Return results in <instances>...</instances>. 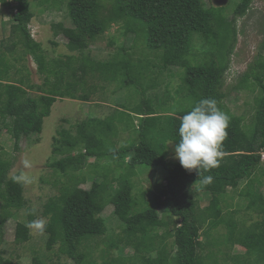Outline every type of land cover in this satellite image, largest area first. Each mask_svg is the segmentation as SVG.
Segmentation results:
<instances>
[{"label":"trees","instance_id":"1","mask_svg":"<svg viewBox=\"0 0 264 264\" xmlns=\"http://www.w3.org/2000/svg\"><path fill=\"white\" fill-rule=\"evenodd\" d=\"M254 1L242 0L230 20L224 10L216 6L207 8L203 0H68L72 27L54 24V36H63L77 52L48 58L29 28L35 18L32 1L0 0L1 6L16 11L12 19L21 33L20 38L2 42L0 48V140L5 131L14 140L15 152L24 139L36 136V141L40 140L37 137L58 99L89 102L93 93L105 90L101 79L107 71L111 73V82L122 80L125 86L135 84L140 89L141 100L132 111L84 120L54 137L48 167L58 176L56 183L62 182L60 195L55 199L61 209H44L49 217L44 229L47 250L60 244V251L75 264H156L152 260L159 251L166 255L167 264H264V196L257 191L264 180L256 175L264 171V39L255 61L233 86L238 91L258 90L248 125L227 106L229 95L225 90L239 42L237 23L255 9ZM111 13L125 15V37L144 34L146 48L137 60L147 57L145 74L137 73L132 65L136 59L125 48L110 59L95 63L99 59L92 56L90 48L106 32ZM196 38L202 39L200 46L195 45ZM212 41L214 45H210ZM19 45L24 46L22 54L33 59L37 72L44 77L40 85L29 76L22 74L17 79L13 75L15 65L7 58L14 56ZM157 52V59L149 57ZM159 59L162 65L154 63ZM175 68L183 71V84L173 93L175 96L169 90L160 98L152 92L161 82L155 70L173 77ZM139 77L147 84L137 83ZM114 87L115 93L124 89ZM32 92L37 95H31ZM208 97L218 101V107L230 117V124L219 167L207 172L201 169L202 175L213 176L211 184L203 185L195 170H186L178 160L169 157V144L175 145L179 140L180 117L191 109L170 114L164 112V105L172 101L185 105L188 99L196 103ZM113 139L121 146L107 152L106 146ZM97 158L104 160L99 172L85 175L82 171L87 161L90 169L91 160ZM118 163H124V167L114 166ZM12 167V159L0 144V245L7 223L17 219L28 205L23 183L10 174ZM140 167L156 169L162 178L161 170L165 171L164 185L152 192L144 187L142 191L136 189L133 179ZM87 181L90 187H81ZM244 182V190L239 191ZM237 191L261 221L250 226L238 222L228 200V193ZM200 192L217 194L219 199L197 210L195 200L200 198ZM109 205L119 233L110 228L103 216ZM35 216L29 213L30 221ZM100 237L108 245L98 257L101 263L94 256V249L86 246ZM29 239V227L18 222L14 242L20 245ZM83 246L88 251H81ZM124 247L134 253L116 255ZM234 247L244 252L231 255ZM45 259L43 254L36 255L32 264H46ZM0 264H12L1 251Z\"/></svg>","mask_w":264,"mask_h":264},{"label":"rangeland","instance_id":"2","mask_svg":"<svg viewBox=\"0 0 264 264\" xmlns=\"http://www.w3.org/2000/svg\"><path fill=\"white\" fill-rule=\"evenodd\" d=\"M31 1V8L35 14V18L32 20L29 28L33 39L40 42L45 51H47L48 58H57L66 54L76 53L77 51H74L67 45L66 39L63 36H59L58 38L54 36V24L63 23L67 27H72L71 21L68 17V0ZM241 1L242 0H203L207 8L216 6L224 10L225 17H228L230 20L232 19V13H234L236 6ZM11 4L12 6L15 5L14 2H11ZM253 5L255 9H253L244 19L241 18L238 20L237 25L240 30L239 42L236 54L233 56L234 61L232 68L227 74V83L225 87V90L229 95L226 100L227 106L235 115L243 117L244 123L247 125L251 122L252 116L254 115V108L256 106L255 97L258 90L254 92L247 89L238 91L235 90L233 86L237 83V78L247 71L249 65L255 61L258 53V46L264 39V0H255ZM11 8L12 7L7 8L0 5V15L2 16V21L0 20V48L2 42L4 44L9 43L10 38L21 37L20 31L12 19V13H16V11ZM124 16V14L115 15L112 13L108 16L109 24L106 32L97 37L96 41L92 44L90 51L92 56L99 59V61H95V63H100L113 57V55L118 53L121 48H125L126 51L131 53L134 59H136L132 60V65L137 69V73L145 74V70L147 71L148 67L146 64L147 57H142L137 60L138 55H140L139 53H142L146 48L144 34L137 35L134 33L132 34L133 36L125 37L124 34H122ZM125 25L127 30V24L125 23ZM137 29L140 30V27ZM202 43V39L196 38V46H200ZM210 45H214V42L212 41V44ZM23 49V45L17 46L14 56H8L7 58L8 61L15 65V68L12 70L13 75H15L17 79H19L22 74L25 78L29 76L34 83L40 85L43 83L44 77L37 72V67L33 59L30 56L27 57L22 54ZM158 53L159 52H157V54L152 53L153 55L151 54L149 57L157 59L155 56H157ZM160 58H162L161 53ZM118 61H120V59ZM159 61L160 59L158 61L156 60L154 63L157 65L160 63V65H162L163 62ZM140 62L144 63V65H140ZM17 71H19L18 74ZM155 71H157L156 75L158 74V76H160L161 82H159L157 88L152 92L158 93L160 98H163L167 91L170 90L171 94H173L176 89L178 90L182 86V70L175 68L173 77L168 76L167 73H164L163 71ZM110 74V71H107L106 75L101 79V83L106 89L103 91L100 90V92H97L96 94L93 93L89 102L73 100L70 98L58 99L52 108L51 115L45 119L43 132L37 137L40 138L38 142L36 141V136H33L30 139H24L21 143L20 150L15 152L13 149L14 140L4 131L0 144L3 145L13 161V167L10 172L11 176L26 174L33 178L32 183L22 182L24 185V197L28 202L27 210H22L17 219H12L7 223L4 242L0 245V251L6 259L12 262V264H32L33 258L40 254L46 256V264H75L73 260L69 259L68 256L60 251V244H56L51 251L47 250V234L44 230L40 231L29 228V241L20 245L14 242L15 231L18 222H24L28 225L30 222L29 213H35L36 216L34 220L43 219L46 224L49 217L44 214V209L47 207L50 209H61L55 199L60 195L59 190L62 187V182H60V184L56 183L58 176L48 167L49 159H52L53 157V139L57 136V133L62 129L72 130L77 124L91 118L105 119L109 115L110 117L114 115L119 116L122 114L121 112L127 113L132 111L134 106L140 102V89L137 88V85L131 84L125 86L122 84V80L111 82ZM133 75L135 76V74ZM126 77L127 76H124V78ZM138 82L147 84L146 80L140 77L137 79V83ZM114 85L116 88L123 87L124 89L115 93ZM100 88H102V86H100ZM31 95L36 96L37 93L32 92ZM173 96H175V94H173ZM194 103L193 99H188L185 105L177 101H172L170 105H164L166 110L164 112L175 114V112L179 110L191 109ZM134 120L137 121L138 119L134 118ZM125 121L127 124L130 123L128 117ZM139 122L140 120L138 123ZM124 136L127 138V134ZM120 146L121 143L113 139V141L111 140L106 146V151L113 152ZM174 146L173 143L169 144V157L171 160L177 161V159L174 158ZM262 160V169H264V156ZM25 162H27V165ZM91 162L93 164L90 169H88L90 161H87V165L83 167L82 172L85 175L87 172H90V175L97 174L104 160L103 158H97L93 161L91 160ZM114 166L121 168L124 167V163H118ZM155 170L156 169H145L144 167L138 168L137 174L133 179L136 189L142 191L144 187L152 192V190L162 187L165 183L164 180L167 173L161 170L163 175L162 178L160 173ZM261 171L264 172L263 170ZM261 171L257 172L256 175L258 177L261 176L262 181L264 180V174L261 173ZM88 176L89 174L87 177ZM245 183L246 182L241 185L239 191L244 190L242 188L246 186ZM81 187L89 188L90 181L83 183ZM229 190H231V188H229ZM239 191L235 194L233 192L228 193L231 195L228 200L233 204V209L236 211L238 222L241 225L246 224L247 226H250L256 221H261V217L257 216L252 210L247 208L246 198H242ZM257 191L263 193L264 196V182L262 185H259ZM199 196L201 199L197 198L195 200V207L197 210H200L209 205L210 202L218 201L219 199L217 194L200 192ZM103 216L106 218L110 228L114 229L116 233H119L116 218L113 216L112 206L109 205L105 208ZM88 245L94 249V256L101 263L102 261L98 257L101 250L108 248V245L102 241V237L87 242L86 246ZM232 250L233 251H230L231 255L244 252V250H241L238 247H234ZM81 251L86 252L88 250L83 246ZM115 253L116 255L122 253H124V255H131L134 252L124 247L121 251H116ZM152 262L156 264H167V257L163 252L159 251L154 254Z\"/></svg>","mask_w":264,"mask_h":264},{"label":"clouds","instance_id":"3","mask_svg":"<svg viewBox=\"0 0 264 264\" xmlns=\"http://www.w3.org/2000/svg\"><path fill=\"white\" fill-rule=\"evenodd\" d=\"M230 117L218 107L215 98H201L191 110L180 117L179 140L174 146V158L189 171L195 170L198 182L208 185L213 182L212 175H202L219 167L224 155L223 142L228 135ZM27 165V162H25ZM23 183H32L33 178L20 174L14 177ZM27 227L43 231L46 227L43 219L32 220Z\"/></svg>","mask_w":264,"mask_h":264}]
</instances>
